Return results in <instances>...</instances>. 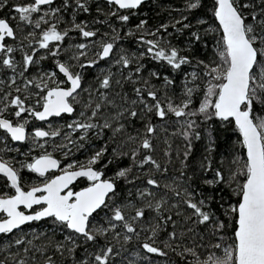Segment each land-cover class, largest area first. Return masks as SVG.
Here are the masks:
<instances>
[{"label": "snow or ice", "instance_id": "6c2138e0", "mask_svg": "<svg viewBox=\"0 0 264 264\" xmlns=\"http://www.w3.org/2000/svg\"><path fill=\"white\" fill-rule=\"evenodd\" d=\"M54 2L55 0H31L30 3L12 5L14 12L18 14L19 21L33 29L20 39L18 46L9 44L8 40L11 39L13 42L18 40L17 30L20 25L13 26L8 18L0 17V67L13 72L9 86L16 93L13 95L12 91L3 92L0 89V93H2L0 94V130H3L6 136H10L12 141L23 142L31 138L35 147L44 150L43 154L33 157L30 163L23 164L21 167L38 174L45 181L25 190L21 183L19 170L14 167L11 161L4 160L0 156V175L14 190V194L0 193V214H2L0 215V234L7 236L30 222L51 218L69 232V235L64 238L67 244L56 245V251L61 254L64 251L70 254L74 253L75 249L80 246L77 243L78 237L83 238L85 245L89 242L95 244L99 237H106L109 233L113 234V239L117 243L121 239L124 243H128L132 241L133 236L139 239L140 232L137 230V226H134L135 222L142 220L145 217V209H151L153 204L148 202L144 207H135L131 200L125 205L114 206L112 203L117 192V180L123 178L128 183H134L135 177L129 179L132 167L118 170L114 178H104L105 173L95 166L105 160L109 151L107 144L96 150L85 163L73 161L61 167V161L55 158L51 152L46 151V144L47 138L55 139L63 136L66 143L56 145L55 150L63 151L67 157L71 152L69 145L77 149L83 148L84 143L88 142L89 133L100 137L105 130H111L112 139L115 140L116 136L125 130L124 124L119 122L120 118L125 114L132 118L137 117L140 113L135 106L142 105L145 113H154L161 120L172 114L177 118L202 116L205 121L213 118L222 122L234 121L242 138L240 142L245 149V156L233 161L235 170L230 171L228 177L223 171L216 169L214 176L204 181L210 186L226 181H230V186L231 183L236 185L235 195L239 197V201L236 204H229L223 213L235 224L230 237L231 242L222 243L220 242L223 240L221 237L220 241L212 246L222 255H218L217 251L209 250L207 255L201 259V255L198 254L195 247H184L181 254L192 256L194 264H264V115L258 114L264 112V0H258V2L257 0H248V2L214 0L213 15L222 29V47L218 48L217 52L219 62L200 60L198 64L202 68V73L193 72L191 74L193 83L201 78L205 82L202 99L195 110L192 109L193 95L200 89V85L195 84L193 87H189L185 84V99L180 104H174L171 99H168L167 103H162L158 96V90L150 87V80L143 79L140 75L144 66L137 64L134 69L137 79H132L133 72H129L125 79L134 84L142 83L143 86L133 89L137 99L132 100L129 107L117 111L110 119H104L102 124L93 122L97 120L105 106L115 107V101L110 99L105 92L97 90L99 102H96L92 93L89 92L88 99L83 102V110L80 111L79 117L65 126L67 131L59 128L52 130L49 126L48 130L35 128L29 134L26 128L29 123L26 114L37 121H47L50 117L75 113L76 106L82 103L78 97L81 92L86 90L82 87L81 73L73 70L74 65L71 61L75 60L77 62L75 66L81 68L92 67L100 60L109 58L115 47V38L111 42L101 40L96 58L86 60L85 64H80L81 57L87 56L90 44L72 45L71 47L75 51L66 61L61 62L56 59L55 71L43 72L33 78H25V73L29 68L38 64L40 60L49 57L57 58L62 51H69V49L62 48V44L69 36L70 31H77L81 37L86 39L98 35V31L90 30L86 22L75 23L74 18L70 30H61L59 27L60 14L62 10L70 7V3L69 0H63L62 7H52ZM73 2L75 9L85 13L89 12L87 0H73ZM106 2L116 6V10L109 12L108 15L127 23L130 15L120 14L119 10L131 12L144 4L145 0H106ZM8 4L9 0H0V9L5 8ZM43 6H48L47 10H44ZM199 6L200 0H195V2L188 0L186 4L189 10ZM257 8L259 11H256ZM249 9L251 11H247ZM33 14H39L38 18L34 19ZM249 17L251 22H249ZM11 19L15 20L16 17L13 16ZM183 19L186 20L187 17ZM146 23L147 21H140L136 25L137 30L142 31ZM176 23H182V21ZM199 23L203 25L206 21L201 20ZM168 27L167 24L161 25L165 31ZM190 27V24L183 23L184 29ZM159 32L160 29H157L155 32H149L148 35L155 37ZM128 34L132 35L131 32ZM191 36L194 41L202 39L198 32H192ZM139 42L147 45L146 49L140 53L141 58L149 56L155 61L166 62L174 70H180L183 65L191 63L187 56L181 55L180 50L172 47L170 43L164 44L161 40L146 39L144 35L139 37ZM40 50H45L47 55L37 59V53ZM18 51L22 53L19 62L15 59V54ZM134 59V56L130 58L128 55H121L115 63L128 68ZM58 73L62 74L65 79H58ZM18 77L24 78L21 86H16ZM150 77L159 79L160 74L151 72ZM116 83L120 84V81H116ZM173 83L174 81L168 76L164 77L165 87ZM65 84L67 86H63ZM111 84L112 74L109 73L100 80V89L107 90ZM33 88L36 89L35 92L31 91ZM149 98L151 103H149ZM121 99L127 103L124 97ZM10 108L13 109L12 112H9ZM10 116L15 119L9 118ZM195 127L196 121L187 119L186 128L180 133L188 141L186 150L183 152L182 166H186L185 161L191 153L190 137L193 135ZM155 132L156 127L151 122L146 123L143 136L127 138L128 142L133 143L139 140L138 146L129 152L112 148V159L104 162V167L121 156H129L134 166L142 168L151 164L157 171H161V165L152 155H145L138 164L136 162L141 150L149 152L153 150L151 136ZM72 133L82 134L78 135L77 139H73ZM195 138H200L199 132H195ZM2 139L0 138V140ZM202 167L205 171L212 170L210 161ZM56 170L60 174L48 178V174ZM163 171L167 172V169L164 168ZM183 175L181 172V177ZM80 178L86 179L89 183L79 191H74L72 185ZM179 180L180 178L174 179L175 186L165 184L163 187L170 191L180 203L192 210V216L196 217V223L211 224L214 235L225 230L226 223L206 208L210 198L195 200L194 194L186 187H181ZM146 184L152 188L161 187L159 181L154 178H148ZM131 195L130 192L129 197ZM137 196L139 199L145 200L154 196V193L149 188L137 189ZM166 203L167 201L163 199L157 201L155 203L156 211L159 212ZM34 206H39V210L29 213L21 210V207L31 210ZM129 207L134 209V215H131L130 219L127 213ZM172 207H178V205L174 204ZM221 207L223 208V204ZM98 210L111 212V215L106 218L105 225L92 224L94 214ZM192 216L187 219L191 220ZM164 222H172L175 225L172 216H168ZM158 227L159 225L150 229L151 235L140 243V247L148 254L164 256L166 253L160 247L155 246ZM118 229H123L124 234L122 235ZM189 231L192 230L189 229ZM169 236L172 240L177 239L175 231ZM25 243L30 245L32 241L17 238L7 247L22 246ZM165 247H171V245L166 244ZM23 251L27 254L29 248L25 247ZM119 255L115 245L108 243L96 252H86V257L78 261V264H115V259ZM9 259L13 260L14 264H27L26 260L14 256L0 259V264H8ZM45 264H56V262L51 256H48ZM128 264H133V262L129 261Z\"/></svg>", "mask_w": 264, "mask_h": 264}, {"label": "trees", "instance_id": "16d2710c", "mask_svg": "<svg viewBox=\"0 0 264 264\" xmlns=\"http://www.w3.org/2000/svg\"><path fill=\"white\" fill-rule=\"evenodd\" d=\"M187 2L188 0H145L144 4L131 12L119 10L120 14L130 15L129 21L124 23L116 17L108 15L109 12L116 10V7L109 5L104 0H87L90 9L87 13L75 9L73 0H69L70 7L62 10L60 14V29L70 30L74 18L75 23L86 22L90 30L98 31L96 37L87 39L81 37L77 31H70L69 36L63 42L62 48L70 43L79 44L85 43V40L90 41L91 48L89 49V53H87L91 56L87 59L81 57L80 64H85L86 60L96 58V52L100 50L99 41L111 42L115 38V47L109 58L100 60L92 67L85 66L81 68L76 66L73 68L77 72L83 69L81 73L82 86L85 85L87 78L92 81V86H95V91L92 95L96 102H99L97 90L105 92L110 99L115 101V107L105 106L100 116L93 122L102 124L104 119H110L117 111L129 107L131 101L137 99L133 89L135 87H142L143 84H134L125 79L129 72H133V80L137 79L134 73L137 64L144 66L140 75L143 79L150 80V87L158 90V96L162 103H167V100L171 99L174 104H180L185 99V84L189 87H193L195 84L200 85V89L193 95L192 109L195 110L198 107L202 99L205 82L201 78L193 83L191 74L193 72H197L198 74L202 73V68L198 64L200 60L219 62L217 52L218 48L222 47V35L213 15L214 0H200V6L191 10L186 7ZM242 2H248V0H242ZM25 3H28V1L9 0V4L5 8L0 9V17L8 18L10 23L15 21L16 25H20L17 30L20 36L27 34L33 29L31 26H27L19 21L18 14L14 12L12 5ZM62 3L63 0H55L52 7H62ZM97 9H100V11H97ZM247 11H251V9ZM256 11H259V9L257 8ZM38 15L33 14V18H38ZM13 16L16 17L15 20L11 19ZM184 17H187V19L184 20ZM142 20L147 21V23L144 29L140 31L137 30L136 25ZM201 20L206 21V23L201 25L199 23ZM177 21H182V23H176ZM249 22H251L250 17ZM183 23H188L191 27L184 29ZM164 24L169 25L167 31L161 28V25ZM157 29H160V32L155 37L148 35L149 32H155ZM129 32L132 35H129ZM192 32H198L202 39L200 41H194L191 36ZM141 35H144L146 39L161 40L164 44L170 43L172 47L180 50L181 55L187 56L191 60V63L183 65L180 70H174L166 62L155 61L149 56L141 58L140 53L147 47V45L139 42ZM11 45L15 46L17 44L12 43ZM115 54L128 55L130 58L134 56L135 59L128 68H124L122 65H117L116 63L110 64ZM46 55L45 50H40L37 53V59L40 56ZM21 58L22 53L18 51L15 54V59L19 62ZM56 59L63 60L64 56L61 54L57 58L49 57L40 60L38 64L29 68L28 72L25 73V78H30L32 73H37L42 70L55 71L54 65ZM107 65L110 66L103 72V68L107 67ZM151 72H158L160 78L150 77ZM109 73L112 74L111 87L107 90L100 89V80ZM10 75H13L11 70L0 67V82H2L0 83V89L3 92L12 91L13 95H15L16 93L7 84ZM165 76H168L174 83L165 87ZM23 79L19 78V80ZM58 79H62L60 74H58ZM116 81H120V84H117ZM121 97H124L127 103H124ZM149 103H151L150 98ZM135 107L140 114L135 118L125 114L120 118L119 122L124 124L125 130L118 134L115 140L112 139L111 130H105L100 137H97L94 133H89L88 142L84 143L83 148L77 149L69 145L71 152L67 157L64 154L57 153L56 150L52 154L61 161L70 159L72 162L77 161L82 163L89 159L96 150L107 144L109 151L105 156V160L95 166L105 173L106 178H114L118 170L131 166L132 172L129 175V179L135 177L134 183H128L123 178L117 180V192L112 203L114 206L125 205L131 200L135 207H144L148 202L153 204L151 209H145V217L135 222L134 226H137V230L140 232L139 239L133 236L132 241L128 243H124L122 239L117 243L113 239V234L109 233L106 237H99L95 244L89 242L85 245L83 238L78 237L77 243L80 246L75 249V252L70 254L64 251L61 254L56 251V245L59 243L67 244L64 238L69 235V232L51 218H45L41 221L30 222L22 226L20 230H15L14 233L8 234L7 236L0 234V259L14 256L26 260L27 264H45L46 258L51 256L56 264H78V261L86 257V252H96L100 247L112 243L120 253L115 259V264H128L129 261H132L133 264H194L192 256L181 254L184 247H195L198 254L201 255V259H203L209 250L217 251L212 246L220 241L221 237L223 240L220 242H231L230 237L234 231L235 224L234 221H230L229 217L223 213L229 204H236L239 200V197L235 195L236 185L235 183H231L230 186V181H226L225 183L210 186L205 184L204 181L211 179L216 169H220L228 177L230 171L235 170L233 161L236 158H243L245 156L244 148L240 142L239 132L233 122H222L216 118L205 121L202 116L177 118L172 114H169L166 119L161 120L154 113H145L142 105ZM12 111L13 109L10 108L9 112ZM258 114L264 115V112ZM68 117L70 115L62 116L56 120L63 121ZM9 118L15 119L11 116ZM26 118L29 120L26 127L30 129L36 123L27 114ZM187 119L195 120L196 127L193 135L190 137L192 145L191 153L187 161H185L186 166H182L181 161L184 159L183 152L186 150L188 141L180 133L185 130ZM148 122H151L156 127V132L151 136L153 150L151 152L141 150L136 162L138 164L139 160L145 155H152L157 163L161 165V171H157L151 164H147L142 168L134 166L129 156H121L119 159L113 160L107 167H104V162L112 159V148L129 152L138 146L139 140L133 143L128 142L127 138L129 136H143L145 133V124ZM195 132H199V139L195 138ZM80 134L82 133H72L71 136L73 139H77V136ZM0 137L12 145L9 137L1 133V130ZM16 147L17 150L14 154L16 155L15 158H18V153L25 151L26 146L24 143H20ZM40 152L42 151L39 149H32V155L26 156L25 161H31ZM166 152L168 153L167 155L165 154ZM209 161L212 170L205 171L202 165L206 166ZM164 168L167 169V172L163 171ZM181 172L184 174L183 177H181ZM27 177L33 178V174L28 171ZM148 178L157 179L161 187L152 188L148 186L146 184ZM175 178H180L178 181L180 186L186 187L192 192L195 200L210 198L208 199L206 208L215 213L218 219L226 223L227 227L225 230L214 235L211 224L201 225L196 223V217L192 216V210L180 203L170 191L163 187L165 184H173L175 186L173 183ZM21 183L22 186L26 185V182L23 180H21ZM144 188H149L154 193V196L148 197L145 200L139 199L137 189L142 190ZM10 191L11 188L6 183V180L0 176V193H10ZM130 192L132 193L131 197H129ZM162 199L166 200L167 203L157 212L155 203ZM174 204L178 205V207H172ZM222 204L223 208L221 207ZM127 213L130 219L131 215H134V209L129 207ZM110 215L111 212L109 210H98L94 214L92 223L105 225L106 218ZM168 216H172L175 225L172 222H164ZM189 216H192L191 220L187 219ZM157 225L159 227L157 228L155 246L160 247L166 253L164 256L148 254L140 247V243L151 235L150 229L156 228ZM189 229L192 231H189ZM118 230L121 231L122 235L124 234L123 229ZM173 231L177 233V239L175 240H172L169 236ZM17 238L24 239L25 241L31 240L32 244L25 243L22 246L13 245L11 248L7 247L10 242ZM166 244H170L171 247H165ZM68 246L70 247L71 245ZM25 247L29 248L27 254L23 251ZM217 254L222 255L219 251H217ZM8 264H14L13 260L9 259Z\"/></svg>", "mask_w": 264, "mask_h": 264}, {"label": "rangeland", "instance_id": "374dc122", "mask_svg": "<svg viewBox=\"0 0 264 264\" xmlns=\"http://www.w3.org/2000/svg\"><path fill=\"white\" fill-rule=\"evenodd\" d=\"M47 8H48V6H46V7L44 8V10H47ZM38 16H39V15H38ZM84 42L87 43V44H90V47L87 49V52L89 53V49L91 48V43H90V41H87V40H85ZM72 45H75V44H71V43H70V44L66 45L65 47H63V48H65V49H69V51H67V52H63V51H62V52H61V54L64 56V59L62 60V62L68 60V59H69V56L72 54V52L75 51V49H73V48L71 47ZM88 53H87V56L84 57L85 59H87V58H89V57L91 56V55H89ZM96 53H97V52H96ZM120 56H121L120 54H115V55L113 56L114 59L111 61L110 64H114L115 61H116L117 59H119ZM71 63L74 65V67H76L75 65H77V62H76L75 60L71 61ZM109 66H110V65H107V67H104V68H103V72H104V70H107ZM84 70H85V69H84ZM82 71H83V69L80 70V73H82ZM43 72H49V71L42 70V71H38L37 73L34 72V73H32V76H31L30 78L37 77L39 74H41V73H43ZM103 72H102V73H103ZM12 76H13V75H10V76H9L8 83H7L8 85L10 84V78H11ZM61 80H62V79H61ZM1 81H2V80H1ZM7 84H6V86H7ZM21 84H22V80H19V77H18V78H17V84H16V86H21ZM82 87H83V89H85L86 91L81 92L80 96L78 97V99H80V100L82 101V103L76 106V112L73 113L72 115H70V117H68L67 119H65V120H63V121H60V120L49 121V122L45 123V126H43L42 128L48 130V129H49V126H51V129H52V130H55V129H58V128H59V129H62V130H64V131H67V129H66L65 126H66L68 123H71L73 120H75V119H77V118L79 117V113H80V111L83 110V102L86 101V100L88 99V93H89V92L94 93V91H95V86H92V81H91L89 78H87V80H86V82H85V85H83ZM10 88L13 90L12 87H10ZM31 91H32V92H35V89H34V88L31 89ZM5 92H6V91H5ZM28 133L30 134V132H28ZM80 135H81V134H80ZM77 137H78V136H77ZM0 138H2V137H0ZM47 140H48V142H47V144H46V151L51 152V153L55 151V146H56V145H59V144H62V143H66V141L63 139V136H61V137H59V138H55V139H53V138H47ZM40 142L43 143V141H40ZM25 143H26V145H27L26 150H25L23 153H20V157L15 158V156L12 155V153L15 152L16 147L13 146V145H9V143L6 142V141L4 140V138H3L2 140H0V156H2L4 160L11 161V162L13 163L14 167H16L18 170L21 169V168H22L21 165L30 162V161H27V162L25 161V157H26L27 155H32L31 153H28V151H30V150H32V149H39V150L42 151V152H40V154H43V151H44V150H42V149H40V148H38V147H35V146L33 145V143H32L31 138L28 139V140H26ZM7 150H11V152H10L11 154L6 153ZM25 152H26V153H25ZM40 154H39V155H40ZM10 155H11V156H10ZM86 161H87V160H86ZM86 161H84L83 163H85ZM67 164H68V163H67ZM67 164H65L64 166H66ZM64 166H63V167H64ZM92 224H93V225H97L96 223H92ZM221 254H222V253H221Z\"/></svg>", "mask_w": 264, "mask_h": 264}, {"label": "flooded vegetation", "instance_id": "af4514ba", "mask_svg": "<svg viewBox=\"0 0 264 264\" xmlns=\"http://www.w3.org/2000/svg\"><path fill=\"white\" fill-rule=\"evenodd\" d=\"M25 1H28V3H30L31 2V0H25ZM46 6H43V8H45ZM13 26H16V23H15V21L13 22V23H11ZM26 35V34H25ZM24 34L23 35H18V40L16 41V42H13L11 39H9L8 40V43L9 44H12V43H16L17 45H15V46H18L19 45V41H20V39H22L24 36H25ZM61 62H62V60H60ZM56 70V69H55ZM59 74V73H58ZM62 76V75H61ZM62 80H64V78H63V76H62ZM66 85V84H65ZM64 86V85H63ZM62 116H67V115H62ZM61 116V117H62ZM61 117H57V118H61ZM57 118H55V119H51V120H49V121H52V120H56ZM33 121H34V123H36L33 127H31L30 129L28 128V127H26L27 128V132H29L30 131V133L32 132V130L35 128V127H43V126H45V123H47V122H49V121H47V122H45V121H36L34 118H33ZM33 128V129H32ZM29 129V130H28ZM1 133H3V134H5L4 133V131H2L1 130ZM6 135V134H5ZM9 137V136H8ZM9 139H10V137H9ZM10 141H11V143H12V145L13 146H17L18 144H20V143H24L25 144V146H26V148H27V145H26V143H25V141H23V142H20V143H14L11 139H10ZM9 145H11L10 143H9ZM16 150H17V147H16ZM15 150V151H16ZM26 150V149H25ZM11 152V150H7V152L6 153H9V154H11L10 153ZM24 151H22V152H19L18 153V157H20V153H23ZM57 153H59V154H64V152L63 151H56ZM26 153V152H25ZM28 153H31V150L30 151H28ZM32 154V153H31ZM12 155H14V156H16L15 154H14V152L12 153ZM41 155V154H40ZM11 156V155H10ZM28 156V155H27ZM37 156H39V155H37ZM37 156H35V157H37ZM55 157V156H54ZM55 158H57V157H55ZM57 159H59V158H57ZM32 160V159H31ZM60 160V159H59ZM61 161V160H60ZM72 161H70V159H68V160H63V161H61V167H63L65 164H67V163H71ZM30 163V162H29ZM83 163V162H82ZM28 171H30V170H28L27 168L26 169H24V167H22L21 169H19V172H20V176H21V180H23V181H25L26 182V185L25 186H23L25 189L27 188V187H29V186H33V185H38V184H41V183H43V182H45L44 181V178H41V177H39L38 176V174H36V173H33V172H31L32 174H33V178H28L27 177V174H28ZM57 173H60L58 170H56V171H52V172H50L49 174H48V178H50V177H52L53 175H55V174H57ZM1 177H3V176H1ZM4 178V177H3ZM5 179V178H4ZM6 183L8 184V182L6 181ZM87 183H89L86 179H84V178H80V179H78L77 181H75L74 182V184L72 185V187H74V188H76V187H80V186H83V185H85V184H87ZM73 188V189H74ZM7 194H12V189H11V191H10V193H7ZM33 209H31L30 211H32ZM1 215V214H0Z\"/></svg>", "mask_w": 264, "mask_h": 264}, {"label": "water", "instance_id": "95a60500", "mask_svg": "<svg viewBox=\"0 0 264 264\" xmlns=\"http://www.w3.org/2000/svg\"><path fill=\"white\" fill-rule=\"evenodd\" d=\"M104 1H106V0H104ZM115 6V5H114ZM116 7V6H115ZM214 19H215V17H214ZM215 22H216V24H217V26H218V28H219V30H220V32H221V35H222V29L220 28V26H219V22L215 19ZM60 75H62V74H60ZM63 76V75H62ZM64 78V77H63ZM65 79V78H64ZM64 86H67V84L66 85H64ZM37 110H39V109H37ZM62 115H67V116H69V114H62ZM55 118H57V117H50L47 121H49V120H51V119H55ZM37 121V120H36ZM47 121H45V122H47ZM43 122V121H42ZM233 122V124H234V121H232ZM235 125V124H234ZM35 128H41V127H35ZM34 128V129H35ZM33 129V130H34ZM32 130V131H33ZM3 131V130H2ZM240 135V134H239ZM10 137V136H9ZM240 138H241V136H240ZM242 139V138H241ZM14 143H20V142H17V141H13ZM244 151H245V149H244ZM32 161V160H31ZM30 161V162H31ZM60 173H57V174H55V175H59ZM55 175H53V176H55ZM0 176H2V175H0ZM52 176V177H53ZM51 178V177H50ZM104 178H106V177H104ZM6 180V179H5ZM88 185V183L87 184H85V185H83V186H80V187H76V188H74L73 190L74 191H79L81 188H83V187H86ZM33 186H35V185H33ZM30 187H32V186H29V187H27L25 190H27L28 188H30ZM12 194H14V190H12ZM239 201V200H238ZM238 203V202H237ZM21 210L22 211H25L26 213H29V212H33V211H36V210H39V206H34V208H33V210L32 211H30V210H28V209H24L23 207H21ZM2 215V214H1Z\"/></svg>", "mask_w": 264, "mask_h": 264}, {"label": "bare ground", "instance_id": "6f19581e", "mask_svg": "<svg viewBox=\"0 0 264 264\" xmlns=\"http://www.w3.org/2000/svg\"><path fill=\"white\" fill-rule=\"evenodd\" d=\"M33 129V128H32ZM30 132V131H29ZM74 188V187H73Z\"/></svg>", "mask_w": 264, "mask_h": 264}]
</instances>
